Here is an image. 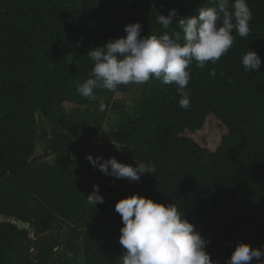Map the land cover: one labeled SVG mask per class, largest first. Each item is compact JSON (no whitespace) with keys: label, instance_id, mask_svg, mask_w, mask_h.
Segmentation results:
<instances>
[{"label":"trees","instance_id":"obj_1","mask_svg":"<svg viewBox=\"0 0 264 264\" xmlns=\"http://www.w3.org/2000/svg\"><path fill=\"white\" fill-rule=\"evenodd\" d=\"M248 4V37L234 32L219 61L190 65L188 110L175 85L153 78L131 107L114 101L122 85L95 90L106 110L98 100L73 121L77 107L92 106L76 92L91 74L89 50L125 36L133 22L142 36L171 34L176 26L164 30L158 14L196 16L208 0H0V264H119L125 250L115 204L134 193L174 203L217 264L241 242L264 251V0ZM249 50L262 64L246 73L241 57ZM207 123L223 133L202 144ZM106 126L102 158L152 164L155 172L132 182L93 167L86 157H97L92 139ZM93 185L104 198L95 206L86 201Z\"/></svg>","mask_w":264,"mask_h":264},{"label":"clouds","instance_id":"obj_2","mask_svg":"<svg viewBox=\"0 0 264 264\" xmlns=\"http://www.w3.org/2000/svg\"><path fill=\"white\" fill-rule=\"evenodd\" d=\"M208 3L211 6L199 8L198 15L192 17H179L176 9L167 16L158 14L157 23L164 30L176 26L171 34L164 31L159 36H142L139 22L125 25V36L109 39L103 46L88 51L93 62L91 74L77 85L76 92L85 99H93L97 89L115 92L121 85H142L155 78L165 85H175L179 107L188 110L190 65L195 62L203 69L209 62L215 64L232 48L234 32L241 38L248 37L253 19L248 0H208ZM68 59L71 63V57ZM241 64L250 73L258 71L262 61L257 52L249 50L242 55ZM209 75H216L215 68ZM99 110L105 111L106 106L101 103ZM86 159L104 175L117 180L138 182L142 175L155 172L154 165L140 161L133 167L115 157L94 158L89 154ZM86 201L94 206L104 202L99 185H93ZM115 211L122 220L119 243L125 250L119 264H217L206 251L209 241L174 203L165 205L134 193L120 199ZM262 256L264 251L260 248L241 242L226 264H251L253 259L256 264H264Z\"/></svg>","mask_w":264,"mask_h":264},{"label":"rangeland","instance_id":"obj_3","mask_svg":"<svg viewBox=\"0 0 264 264\" xmlns=\"http://www.w3.org/2000/svg\"><path fill=\"white\" fill-rule=\"evenodd\" d=\"M140 87V84H128V85H122V90L121 92H118L115 94L114 96V101L118 102L121 106H126V107H131L132 106V100L133 98L136 96V91L137 88ZM99 100V103L103 102L102 97H100L99 95H95V97L91 100L92 106L90 105L88 108H79L77 107L76 109L78 110V112L73 113L72 115V119L73 121H78V114L82 115L84 110H89L88 112L92 111V107L95 104L96 101ZM68 108H71L70 105H67ZM74 108V107H72ZM39 126L42 130H47V134H49L50 132V125L48 123V121H46L43 118H39ZM208 124V123H207ZM207 131L200 134L199 135V141L202 144H206L208 142V144L210 142L213 141H217L219 140L220 136L222 135V130L219 129L218 126L214 125L213 123H209L207 126ZM107 126L104 127L103 130L98 131L96 136L92 139L96 146H100L98 147V151L95 153L96 156H98V152L100 153L101 157H103L104 155H108L109 151L106 148L105 142L107 140V134L108 133ZM107 146H110V150H116L114 144L111 143H107ZM38 148L41 150V146H38ZM106 158V157H105ZM104 159V158H103Z\"/></svg>","mask_w":264,"mask_h":264},{"label":"built area","instance_id":"obj_4","mask_svg":"<svg viewBox=\"0 0 264 264\" xmlns=\"http://www.w3.org/2000/svg\"><path fill=\"white\" fill-rule=\"evenodd\" d=\"M0 221H2V219H0ZM9 221V220H8ZM12 224H15V225H17L19 228H27V226H22L21 224H19V223H16V222H14L13 220H11L10 221Z\"/></svg>","mask_w":264,"mask_h":264}]
</instances>
